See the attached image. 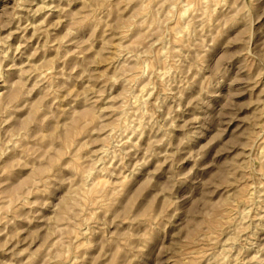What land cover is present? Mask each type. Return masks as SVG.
Instances as JSON below:
<instances>
[{
	"label": "rangeland",
	"instance_id": "374dc122",
	"mask_svg": "<svg viewBox=\"0 0 264 264\" xmlns=\"http://www.w3.org/2000/svg\"><path fill=\"white\" fill-rule=\"evenodd\" d=\"M0 264H264V0H0Z\"/></svg>",
	"mask_w": 264,
	"mask_h": 264
},
{
	"label": "bare ground",
	"instance_id": "6f19581e",
	"mask_svg": "<svg viewBox=\"0 0 264 264\" xmlns=\"http://www.w3.org/2000/svg\"><path fill=\"white\" fill-rule=\"evenodd\" d=\"M184 28H186V27H184Z\"/></svg>",
	"mask_w": 264,
	"mask_h": 264
}]
</instances>
